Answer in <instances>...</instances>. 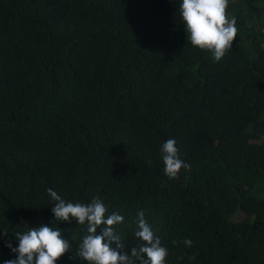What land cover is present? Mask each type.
I'll list each match as a JSON object with an SVG mask.
<instances>
[{
	"label": "trees",
	"instance_id": "16d2710c",
	"mask_svg": "<svg viewBox=\"0 0 264 264\" xmlns=\"http://www.w3.org/2000/svg\"><path fill=\"white\" fill-rule=\"evenodd\" d=\"M179 2L0 0V264L43 225L72 244L57 264H87L86 225L56 221L49 188L122 215L129 255L143 211L166 264H264V0L230 2L219 62L187 42ZM169 138L191 166L174 180Z\"/></svg>",
	"mask_w": 264,
	"mask_h": 264
},
{
	"label": "clouds",
	"instance_id": "9594fccd",
	"mask_svg": "<svg viewBox=\"0 0 264 264\" xmlns=\"http://www.w3.org/2000/svg\"><path fill=\"white\" fill-rule=\"evenodd\" d=\"M232 0H180L179 14L187 42L193 48L208 51L214 61L219 62L233 47L238 36L237 19L229 17L228 8ZM164 173L169 179H178L182 169L190 168L179 155L177 142L167 139L161 146ZM53 201L52 211L56 221H75L86 225V235L78 244L74 258L87 264H166L168 249L162 245L161 238L146 221L143 211L137 214V230L134 233L138 245L125 250L121 236L116 234L115 226L123 223L124 217L119 213L106 215L108 209L99 197L90 203L66 202L51 188L47 190ZM98 229L100 233L98 234ZM5 235L8 233L3 231ZM18 247L7 243L15 259L4 261V264H57V261L72 247L68 239L62 238L61 230L47 225L30 227L26 232H17ZM71 236V241L75 240ZM173 241V244H177ZM183 243L191 247L193 241L185 238ZM195 260V255L189 257Z\"/></svg>",
	"mask_w": 264,
	"mask_h": 264
}]
</instances>
